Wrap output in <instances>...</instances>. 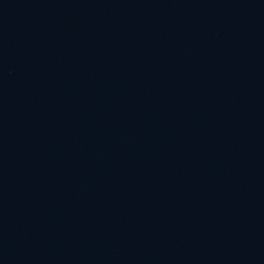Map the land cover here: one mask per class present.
<instances>
[{
    "label": "water",
    "instance_id": "water-1",
    "mask_svg": "<svg viewBox=\"0 0 264 264\" xmlns=\"http://www.w3.org/2000/svg\"><path fill=\"white\" fill-rule=\"evenodd\" d=\"M0 264H264V0H0Z\"/></svg>",
    "mask_w": 264,
    "mask_h": 264
}]
</instances>
